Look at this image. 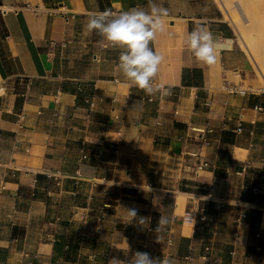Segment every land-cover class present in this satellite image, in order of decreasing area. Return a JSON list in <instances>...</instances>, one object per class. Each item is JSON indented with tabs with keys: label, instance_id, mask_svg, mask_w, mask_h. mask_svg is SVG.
I'll return each mask as SVG.
<instances>
[{
	"label": "crops",
	"instance_id": "crops-1",
	"mask_svg": "<svg viewBox=\"0 0 264 264\" xmlns=\"http://www.w3.org/2000/svg\"><path fill=\"white\" fill-rule=\"evenodd\" d=\"M155 2L169 16L150 45L163 57L154 83L170 95L132 86L117 72L122 49L85 28L91 13L149 10L148 0H0V264H108L112 245L123 259L258 264L264 111L244 88L249 59L225 20L199 10L208 0ZM201 24L227 44L213 65L186 43ZM206 125L210 145L191 130ZM198 160L211 166L197 173ZM128 208L148 221L129 223ZM189 209L196 225L183 221Z\"/></svg>",
	"mask_w": 264,
	"mask_h": 264
},
{
	"label": "clouds",
	"instance_id": "clouds-1",
	"mask_svg": "<svg viewBox=\"0 0 264 264\" xmlns=\"http://www.w3.org/2000/svg\"><path fill=\"white\" fill-rule=\"evenodd\" d=\"M148 9L133 8L118 14L107 9L94 12L89 15L85 28L87 33H97L107 45L122 49L118 57L117 72L132 86L148 95L156 92L170 95V88L154 83L163 57L150 46L157 33L164 30L169 11L155 0H148ZM186 43L196 60L207 65L215 64L219 53L227 47L226 43L215 38L212 31L203 24L196 26L188 34ZM125 210L130 217L129 223L135 220L138 225H144L148 221V218L139 216L136 208ZM168 223L167 217L161 214L155 231L164 230ZM108 264H174V261H161L148 252L135 251L127 259L114 256L108 260Z\"/></svg>",
	"mask_w": 264,
	"mask_h": 264
},
{
	"label": "built area",
	"instance_id": "built-area-1",
	"mask_svg": "<svg viewBox=\"0 0 264 264\" xmlns=\"http://www.w3.org/2000/svg\"><path fill=\"white\" fill-rule=\"evenodd\" d=\"M97 58V56L95 57V59ZM231 91H236V88L230 87ZM243 92H245L246 90H242ZM147 100H153L152 96H145L144 97ZM87 102H89L90 107H93L95 105V101L93 99H90L89 97L86 99ZM257 110L259 111H264V106L263 105H257ZM27 117V113L26 112H22L19 115V120H18V126L19 127H23L24 121ZM117 118V116L115 117ZM162 121V115L159 114L158 115V120L157 123H161ZM140 125V122H139ZM121 130V129H120ZM192 132L196 133V136L202 141L203 145H210L211 141L209 139L208 134L214 131V128H212L210 125H206L204 127H192L191 128ZM238 131L242 130V127L239 126L237 128ZM187 137H195L194 134H191L190 132L187 133ZM2 138V135L0 133V140ZM19 139L16 138V144L19 143ZM184 150L189 153L192 156H200V152H196V151H188L187 146H184ZM84 157H87L86 154H84ZM211 166V163L208 160H198V163L196 164V172L199 173L201 170H204L205 168H208ZM5 188V184L2 185V189ZM243 216H246V213L243 214ZM198 218L199 215L197 213L196 209H189L185 212V214L183 215V221L187 224L190 225H196L198 222ZM202 220H205V217H201ZM102 219H103V215L99 214L97 216V220L95 223H93L91 225V229L97 233H101L102 232ZM257 235H260V233H257ZM113 247V245H112ZM112 247H109V249L106 250L105 255L107 256V258L111 259L112 257H119L120 259H123L121 256L114 254L112 251ZM206 249H210V247H206ZM233 257L236 256V251L232 252ZM249 258L253 261H257L258 264H264V245L262 244H256V249L253 253L249 254ZM165 259V258H164ZM162 259V260H164Z\"/></svg>",
	"mask_w": 264,
	"mask_h": 264
},
{
	"label": "bare ground",
	"instance_id": "bare-ground-1",
	"mask_svg": "<svg viewBox=\"0 0 264 264\" xmlns=\"http://www.w3.org/2000/svg\"><path fill=\"white\" fill-rule=\"evenodd\" d=\"M219 1L224 8L225 16L228 18V20L230 19L229 21L232 22L234 27L237 28L236 30H238L239 32L240 40L244 48L247 50V52L249 51L252 54L254 61L260 70V75L262 73V76H264V31L259 34V37H255L254 32H252L249 28H247V26L243 24V16L241 15V11L239 9L238 11L235 9H230V5L233 3L234 0ZM238 3L240 5V9L242 8L243 12L246 14V17L248 16L247 19L249 18V23H252L251 26L253 25V27L255 28V25H257L259 21V19L256 18V13L262 18L264 15H261L262 10H264V0H259L258 4L256 5L252 4L249 0H239ZM263 23L264 22H262V24ZM262 28L264 27L262 26ZM181 194V199L184 200V193Z\"/></svg>",
	"mask_w": 264,
	"mask_h": 264
},
{
	"label": "rangeland",
	"instance_id": "rangeland-1",
	"mask_svg": "<svg viewBox=\"0 0 264 264\" xmlns=\"http://www.w3.org/2000/svg\"><path fill=\"white\" fill-rule=\"evenodd\" d=\"M238 1L239 0H234L233 3L230 5V9L231 10L235 9L237 11L239 9L242 13L241 15L243 16L242 17L243 19L241 18L243 21V24L245 26H247V28H249L252 32H254L255 37L256 36L259 37V34H261L264 31V28H262V26L264 27V23L262 24V22H264V15H263L264 10H262V12H261V15H263V18L256 13V18L259 19V21L257 23L258 26L255 25V28H254L253 25L251 26L252 23L251 24L249 23V18L247 19L248 16L246 17V14L243 12L242 8L240 9V5H239ZM249 1L254 5L258 4V2H259V0H249ZM199 10H201V12H203V13H207V15L210 17L213 16L214 18H219V19L225 20L232 27V29L234 31L235 45L238 48H240L243 52H245L246 56L249 59V63H250V71H249L248 77H250L252 79V81L249 82V80H247L245 82L244 88L249 90L250 92H253L254 94H256L258 96V100L264 106V89H263V84H264V78L263 77L264 76H262V73L260 75V70L255 63L252 54L249 51L247 52V50L244 48V46L240 40L239 32H238V30H236L237 28L234 27L233 23L229 21L230 19L228 20V18L225 16V11H224L223 6L220 4V1L219 0H208V3L203 4V6ZM259 22H260V24H259ZM260 25H262V26H260ZM259 31H261V32H259ZM188 225H190V224H188Z\"/></svg>",
	"mask_w": 264,
	"mask_h": 264
}]
</instances>
